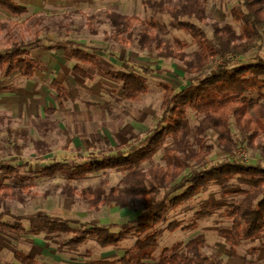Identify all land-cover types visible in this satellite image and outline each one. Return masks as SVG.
I'll use <instances>...</instances> for the list:
<instances>
[{
  "label": "trees",
  "instance_id": "16d2710c",
  "mask_svg": "<svg viewBox=\"0 0 264 264\" xmlns=\"http://www.w3.org/2000/svg\"><path fill=\"white\" fill-rule=\"evenodd\" d=\"M239 1V6L231 11V17L240 25V33L234 25L214 24L211 39L200 26L208 21L204 0H176L175 4L167 0L148 2L147 5L159 15L169 18L173 29L192 39L197 47L192 59L186 53V43L177 38L166 39L169 35L166 24L113 12L105 14L116 37L136 41L141 50L154 52L161 59L174 60L185 66L188 85L178 92L162 85L165 91L162 119L136 149L118 154H80L76 156L77 163L72 165L53 159L36 173L37 178L42 180L63 176L70 181H85L110 172L120 173L123 178L118 187H109L107 182L101 181L99 185L79 192L67 184L61 194L71 200L79 196L96 213L110 205L129 210L143 205V213L124 225L97 226L74 224L69 219L44 213L16 218L5 211L1 218L10 216L16 224L8 226L0 219V231L26 234L27 230L21 224L26 222L29 224L28 232L43 234L49 240L54 237L65 239L67 245L77 249L89 241H94L103 250L118 249L128 239H136L132 249L121 259L93 261L90 264H222L219 259L204 253V236H198L187 244L178 243L163 249L156 259L162 235L157 229L166 222L167 208L179 209L211 186L226 191L236 182L242 200L226 213L232 223L230 233L225 236L226 241L231 245L233 255L235 247L242 242L260 241L264 247V165L248 164L237 159L207 166V158L214 151V147L207 143L209 133L216 135L218 146L225 155L237 157L240 150L248 148L259 152L264 159V58L256 57L251 65H234L235 59L247 56L264 41V0ZM0 10L12 17L28 13L16 0H0ZM3 28L0 21V36ZM6 36L9 48H0V78L19 76L33 80L41 70V64L30 56L28 45L13 36L10 30ZM72 46L70 54L73 60L119 83L122 95L128 101L136 102L149 93L144 76H152L155 71L143 68L144 76L122 71L106 73L96 56L84 52L80 46ZM73 72L85 80L93 79L79 65ZM51 87L58 93L60 101L66 98V88L59 82L52 83ZM45 112L54 114L51 110ZM189 112L199 118L194 127L189 121ZM232 124L239 137L237 140ZM39 127L44 136L55 129L54 124L46 121H41ZM33 150L37 158H46L54 153L47 141L34 142ZM161 154V162L155 163V158ZM191 167L195 169L190 176H185ZM0 172L15 184L26 181L19 168L2 164ZM16 193L11 185L0 183V209L8 198L15 199V196L23 201L21 193ZM214 208L211 203H204L195 215V221L210 218ZM193 226L185 229L191 230ZM180 227L179 223H173L168 231L175 233ZM250 253L255 255L256 251ZM14 259L19 264H37L33 258L20 252L15 253Z\"/></svg>",
  "mask_w": 264,
  "mask_h": 264
},
{
  "label": "rangeland",
  "instance_id": "374dc122",
  "mask_svg": "<svg viewBox=\"0 0 264 264\" xmlns=\"http://www.w3.org/2000/svg\"><path fill=\"white\" fill-rule=\"evenodd\" d=\"M16 1L28 13L22 17H12L0 10V21L4 26L0 48H9L6 34L10 30L13 36L28 45L27 51L41 64V70L33 80L19 76L0 78V166L5 164L19 168L20 174L26 178L24 183L15 184L0 172V183L11 185L12 190L21 193L24 198L23 201L15 196V199L8 198L0 209V219L8 226L16 224L10 216L1 218L5 211L16 218H29L44 213L51 217L69 219L74 224L97 226H120L136 219L143 213V205L131 210L110 205L96 213L79 196L71 200L61 194L67 184L79 192L95 187L101 181L107 182L109 187H118L123 178L120 173L110 172L89 177L85 181H70L63 176L53 180L38 179L36 172L49 165L53 159L72 165L77 163L76 156L80 154H118L136 149L152 134L162 119L165 97L162 85H168L177 92L188 85L185 66L174 60L161 59L154 52L141 50L136 41L116 37L106 13L166 24L169 28L166 39L177 38L186 43L189 59L197 51L196 45L188 35L173 29L167 16L159 15L147 5L148 2L162 0ZM167 1L173 4L176 2ZM204 1L207 4L208 21L200 26L209 39L212 38L214 24L234 25L240 33V25L231 17V11L240 4L239 0ZM72 45L80 46L84 52L96 56L101 62V69L106 73L122 71L144 76L143 68L155 71L152 76H144L149 93L136 102L128 101L123 97L119 83L73 60L70 54ZM258 56L264 58V41L256 45L247 56L235 59L234 65L254 64ZM77 65L93 79L85 80L77 76L73 72ZM56 81L66 88L67 96L63 101L58 99V93L51 87ZM47 110L54 114L48 115L45 112ZM188 118L192 127L199 122V118L192 112H189ZM41 121L54 124V132L44 136L39 127ZM232 128L234 130L233 124ZM234 136L236 140L239 139L235 130ZM36 141H47L52 145L54 153L46 158H37L33 152ZM207 143L214 147L213 153L207 158V166L238 159L221 152L214 133L208 134ZM243 150L247 153L248 164L264 165L259 152L248 148ZM161 158L162 154L158 155L155 163H160ZM194 169L191 167L185 176H190ZM239 191L236 182L226 191L211 186L179 209L167 208L166 222L157 229L162 235L156 259L163 249L178 243L187 244L198 236H204V253L219 259L222 264H264V247L260 241L239 243L234 255L231 245L226 241L225 236L230 233L232 226L226 213L242 200ZM207 202L215 207L212 216L203 221H195V215ZM173 223L181 225L175 233L168 231ZM21 224L27 230L26 234L0 231V264H19L14 259L16 252L33 258L37 264H90L100 260H119L136 243L135 238H130L118 249L103 250L94 241H89L77 249L67 245L65 239L54 237L49 240L43 234H32L28 232V223ZM192 225L193 229H185ZM252 250L256 251L255 255L250 253Z\"/></svg>",
  "mask_w": 264,
  "mask_h": 264
},
{
  "label": "built area",
  "instance_id": "2783aa9c",
  "mask_svg": "<svg viewBox=\"0 0 264 264\" xmlns=\"http://www.w3.org/2000/svg\"><path fill=\"white\" fill-rule=\"evenodd\" d=\"M237 157L238 159L243 160L246 163L248 161V156L245 150H240L237 154Z\"/></svg>",
  "mask_w": 264,
  "mask_h": 264
},
{
  "label": "crops",
  "instance_id": "0c3cea01",
  "mask_svg": "<svg viewBox=\"0 0 264 264\" xmlns=\"http://www.w3.org/2000/svg\"><path fill=\"white\" fill-rule=\"evenodd\" d=\"M52 133V132H51Z\"/></svg>",
  "mask_w": 264,
  "mask_h": 264
}]
</instances>
